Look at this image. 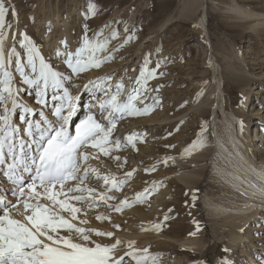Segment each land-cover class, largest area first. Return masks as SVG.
I'll list each match as a JSON object with an SVG mask.
<instances>
[{"label":"rangeland","instance_id":"374dc122","mask_svg":"<svg viewBox=\"0 0 264 264\" xmlns=\"http://www.w3.org/2000/svg\"><path fill=\"white\" fill-rule=\"evenodd\" d=\"M190 1L192 0H4L5 7L9 9L5 15V28L2 30L6 33L4 55L8 44L7 39H9L11 35H13V39L17 37L15 41L21 38V33L23 35L24 33L33 36L37 35L36 37H39L40 45L44 46L40 31L37 32L35 28L41 21L48 20L49 22H46V26L50 25L51 22L57 18L58 21H56V23L63 24L64 20L69 21L71 23V30L74 34L71 37L75 39L67 44V48L71 47L70 45L73 44L74 52L83 43L85 37L89 40H94V35L101 29H104V31L99 37V42H103L105 37H111L114 31H118L119 35L110 39L106 50L96 53L98 59H102L109 55V53L114 56V59L106 61L100 68H91L89 70L102 73L105 68L110 67L111 69L108 70L109 72H107L108 75L106 76L111 78L112 75L118 73L117 70H114L116 68H113L116 67L118 62L125 63L128 61L127 58H130V61L133 60V62H130V65L134 67L138 58L136 55L132 54L137 48L140 54L139 60H142V64L137 65L136 68L139 69L143 66L141 69L145 73V78L149 71L154 70L156 75L155 78L147 79L146 90L143 87L144 80L139 82H136V80H129V82L133 83L131 87L133 88L135 86L139 88L142 93L133 103L138 109H143L146 106H153L148 114L143 115L145 118L147 116L148 119H161L163 117H169L170 119L160 121L159 123L155 120L153 122H148V126H142L133 133L134 138L132 142L134 147H131H133L134 155L143 158L141 168L133 170L132 175L125 179L126 183H123L119 188H111L110 184L107 187L105 184L100 185L99 182L102 179L97 180L95 178L91 182V186L96 190V193H99L98 190L102 191L105 190V188H111L110 191L108 190V192L104 193H108L106 194L107 196H113L115 199L108 200L109 204L107 205L100 203V205L98 204L92 207H89V204H85L84 202H78L77 207H80L82 211L77 214L78 219L76 220H87L88 223L80 225L76 220L72 222L84 228L99 229L103 232L114 233L112 237L97 236L95 233H91L90 235L91 240L101 245H111L115 243L117 238L120 239L121 243L114 250L113 258L124 256L123 264H136L134 260L125 255V253L132 251V249L128 247V242L133 240L134 249L143 250L147 248L148 255L150 257H156L155 264H192L197 260H203L207 264H221L222 262H219L224 258L236 259L238 264H246V261L250 260L251 254L252 257L254 256L259 262L256 264H264V211L259 212L255 217L249 220L243 229V236H245L244 240L242 243H237L238 245L236 246H231L228 242H224L226 239L221 238L222 233L219 227H216L215 231L213 221L211 217L207 215L203 201L206 198L205 196L209 183L213 182L211 179L213 175L210 169L211 162L207 169L206 176L201 182L200 189L196 196L194 195L196 197L195 200L191 193H179L180 197L183 196L182 198L186 197V194H189V198L182 199L181 203L185 205L190 202L196 204L197 207L194 209H196V212L200 213L199 216L202 217L203 226H200L199 229L190 228L191 230L188 227H182L174 231H161V229L157 230L154 227L156 224L159 225V218L163 214L158 207L159 201L162 199L161 196H166L164 193L170 195L168 187L172 186L168 184L166 185V189L163 184H157L155 181L160 171L163 170V165L157 163L159 162L158 160H160V157L156 154L157 151L160 150L162 153L172 152L177 149L180 143L187 137H189L192 142L205 139L204 141L206 143H210L209 140L211 141V139L215 137L213 136L214 131L211 123L212 111H208L203 119L199 117V114H195L192 109L195 101L200 97L199 86H210L215 81V76L210 72L209 61L210 55L214 52V49L216 53L220 52V55H218V76L221 79L224 92L221 102L223 110L221 107L218 110V128H220L219 130H223L221 131L223 134L224 132L227 134V131L230 130L221 127V123H224V125L226 124L224 115L230 118L231 112L239 113V115H235L240 117V120L244 121L245 134H247L250 140L249 143H251V153H255L256 158L264 159V36L257 35L250 29L243 30V33H235L231 28L237 20L231 18L230 14H233V12L228 11L230 3L234 1L240 4L245 3L247 7L252 5L246 3L248 0H207L208 27L211 39L208 48H205L207 43L198 29L195 12L192 11V8L186 7ZM92 5L96 6L95 15H92ZM15 8L18 11V22L15 21L14 17ZM81 10L83 11V15L80 14ZM259 18L263 17L253 16L249 20L253 21ZM8 25H11V27H8ZM85 25H87V28H85ZM105 25H107V28H104ZM21 30H23V32ZM211 40L213 42L212 46ZM19 42L21 45L22 41ZM140 44L142 45L140 46ZM221 45L226 47V51L221 48ZM45 48L46 52L44 55L49 60L50 64L53 65L56 70L59 69L58 71L64 75L66 86L74 97L76 94V92H74L76 89L74 83L79 79L78 75L71 73V70L65 63V57L63 55H61V57H55L54 55L57 54L52 55L48 52L47 47ZM234 48L237 49L236 53L242 55V58L245 59V65L247 66L242 67L240 65L243 70H239L238 73L246 74V77L243 78L242 82L238 83L234 75L227 70L226 65H228V62L224 55L225 53H230V50L233 51ZM15 50L16 52L19 51L16 47ZM106 52L108 54H106ZM82 55L84 58H87L90 53L86 50ZM15 71L16 75H13L14 85L17 81L21 84H25L20 72L16 70V68L12 69V73ZM25 72L30 77L33 75L28 67L25 68ZM111 72L113 74H111ZM84 73H86V71ZM15 76L18 77L17 80ZM69 77H71V79H69ZM109 81L110 80H107V84ZM22 87V95L28 96L31 102L35 103L36 106H40L41 104L38 103V87L35 88V91L34 89L32 90V94H29V91L24 88V85ZM93 90L94 87H90L83 95L84 99L80 103L81 113L76 116L77 118L74 119L70 129L73 133L75 131V125L87 114L85 110L88 109L86 106L90 101V94ZM115 91L116 86L113 87V94ZM110 92H112V87ZM54 93L56 94L57 92ZM50 97H52L51 94H48L46 106L52 105L54 107L56 103L50 104L48 102ZM242 99L244 101L243 104H241ZM39 112L40 109L36 113L38 117L40 116ZM66 112L67 109H65V114ZM20 114V111H17L14 118L19 119ZM140 116L141 115H129L127 118L136 120L140 118ZM256 125L262 128L261 132L258 133V130H255ZM255 132L258 134L255 135ZM261 135H263V142H261L260 139ZM204 141L202 140L203 143ZM109 143L111 145V142ZM256 143H261L259 146L260 149L256 146ZM173 145L174 147H172ZM229 146H231L230 143ZM108 148L110 152L113 149L111 146ZM113 161H117L121 164H116L119 170H126L131 166L128 159H116ZM146 163H151L147 169L143 168ZM153 166H155V170H150ZM116 180L120 181L119 179ZM26 182L29 181L26 180ZM213 183V185L211 184L214 189L213 192L217 193L220 188H222V185L219 182L217 183V181ZM145 189L149 191L144 193ZM25 190L26 193L29 191L28 189ZM137 193H144L138 201ZM212 195L214 196V194ZM25 198L26 197H19L21 201ZM125 198L130 202V206L123 207L121 211H116L114 207L108 206L121 205V202L124 201ZM17 199L18 196L14 195L11 202L15 204ZM46 200L42 199L41 201ZM30 202L34 201L30 200ZM41 203L46 204L45 202ZM17 208L19 212H24L23 203L17 205ZM15 210L16 209L10 210L13 218H15L13 213ZM100 211H102L103 214H100ZM98 212L100 216L110 217V219H103L101 222L97 220L95 224V220L92 221V218L95 217V215L99 216ZM182 212L181 210L177 213L180 214ZM189 212L186 211L185 214H187V216L189 214H194L192 211ZM65 216L67 217V215ZM195 216H192L194 220H189L187 218L185 223L189 222L191 226L195 223L197 224L198 221L195 220ZM105 220L110 222L108 226ZM174 221L175 219L173 218L167 220V222L170 223L169 225H177ZM221 222H224V220L221 219ZM116 225H119V227H116ZM186 225L187 224H185V227ZM181 226L182 225L179 227ZM147 227L154 230V232H152L153 234H143ZM141 231H143V233ZM190 233H195L196 236L198 235L197 237L199 240L203 241L202 243L205 246L203 254L192 251L194 249L178 242L182 240L181 238L192 236ZM61 234L65 236L69 235L67 231H62ZM159 235L161 237H159ZM72 239L74 241L77 240L76 242L89 243V246H93L90 242L80 240L75 234L72 235ZM160 240L172 243L175 245V248L167 247L161 249V246L158 244ZM225 249H227V251H225ZM137 255H143V253L138 252ZM145 264H153V261L149 259Z\"/></svg>","mask_w":264,"mask_h":264},{"label":"snow or ice","instance_id":"6c2138e0","mask_svg":"<svg viewBox=\"0 0 264 264\" xmlns=\"http://www.w3.org/2000/svg\"><path fill=\"white\" fill-rule=\"evenodd\" d=\"M8 11L4 0H0V170L6 165L4 175L17 186L13 194L17 195L18 199L13 204L11 201L0 198V264H123L124 256L113 258L114 250L121 243L120 239L117 238L111 245H101L91 240V233L108 237H112L114 233L84 228L73 223V220L78 219L77 214L82 209L72 201H92L89 204V207H92L98 201L107 202V200L115 199L113 196H107L104 192L97 194L95 189L87 187L85 181L89 179L92 172L97 173V180H104L106 187L110 184L111 188H119L123 183H126V180L117 181L114 177L107 175L101 177L98 170L91 166L82 169V163L93 158L90 153L82 150L90 146L99 149L105 156L110 155V150L106 145L109 143L112 130L116 127L114 121L118 117L115 114L145 115L152 110L153 106L138 109L133 101L142 94L140 89L134 86L131 92L125 93L123 82H121L116 85L114 94L104 89L103 92L107 98L100 101V110L102 113L108 111L106 119L111 121V126L106 128L94 114H90L75 125L73 133L69 128V121L74 114L79 96L71 95L66 86L64 75L46 62L31 38L25 34L26 65L19 59V53L15 48L12 49L9 58H5L6 33L2 30L5 28V15ZM95 14L96 6L92 5V15ZM104 28H107V25ZM103 31L104 29H101L97 32L94 35V40L85 37L75 52L65 51L63 53L65 63L71 73L79 75L91 68H100L106 61L114 59L111 53L102 59H98L96 56L97 52L106 50L111 38L119 35L118 31H114L111 37H105L103 42H99ZM60 43L67 48L66 39ZM86 50L90 55L84 58L82 54ZM55 51L58 56L61 55L59 48ZM12 56L17 57L15 68L23 77L24 83L38 87L39 104H47L49 87L54 92L60 93L51 97L53 101L59 102L54 105V115L58 118L57 121L48 120L43 110L39 112L41 119L27 118L36 115V112L23 103L19 95L20 90L13 83V73L8 67L12 64ZM37 61L39 66H37ZM26 67L30 68L33 74L31 77L25 72ZM155 75L154 70L149 71L145 78L144 71H141L145 90L147 79L155 78ZM108 79L110 77H97L95 80L89 81V85L96 87L100 81ZM87 88L88 85H85L86 90ZM121 95H125L126 100L121 101L119 99ZM243 102L242 99L241 104ZM18 109H22L23 112L19 119L24 124L23 131L26 136L21 135V125L14 122ZM65 109H67L66 114ZM239 125L242 133L244 121L241 120ZM127 139L132 141L133 136L130 135ZM113 143L116 148L120 147L119 141ZM196 146L202 147L203 142L193 141V144L186 148L183 154L190 155ZM169 159L174 160L175 158L167 157L164 163H167ZM150 170H155V166ZM33 172L34 174L28 178L30 182H26L23 173ZM131 175L132 173L126 174V176ZM68 181H78V183L65 190V184ZM25 189L29 191L26 193ZM148 191L145 189L144 193ZM261 191L264 192V188ZM69 193H86L87 195H68ZM144 193H137V201ZM19 197L26 198L21 201ZM42 199H47L51 204L41 203ZM193 199L195 200L196 197L193 196ZM30 200L34 202H30ZM21 203L24 207L23 221L13 218L10 211L11 209L19 211L17 205ZM108 206L114 207L116 211H121L123 207L130 206V202L125 198L121 205ZM64 212H67L71 219L62 215ZM97 219H110V217L98 216ZM86 223H88L87 220L80 221V225ZM154 227L157 230L160 229V225ZM62 231H67L69 235H62ZM73 234L84 242H90L93 246H89V243L74 241ZM190 235H195V233H190ZM133 244L134 241L128 242V247L132 251L125 255L134 260L136 264H145L149 259L155 264L156 257H150L147 248L134 249ZM138 252H142L143 255H137ZM222 264H231V262L225 260Z\"/></svg>","mask_w":264,"mask_h":264},{"label":"bare ground","instance_id":"6f19581e","mask_svg":"<svg viewBox=\"0 0 264 264\" xmlns=\"http://www.w3.org/2000/svg\"><path fill=\"white\" fill-rule=\"evenodd\" d=\"M246 3H250V5L252 6L247 7L245 3L240 4L239 2H235V1L230 3L228 11L233 12V14H230V17L233 19L235 18L237 20V22L234 24V26H232L231 29L235 33L236 32L243 33V30L250 29L252 30V32L256 33L257 35L264 36V0H248ZM207 6H208L207 0H192L186 6V7H189L190 9L192 8V11L195 12L194 14H195L196 21L198 22V29L200 30V33L203 35L204 40L207 43L206 44L207 46H205V48L206 47L208 48L209 41L211 39L210 34H209V27H208L209 20H208ZM80 14L83 15L82 10ZM253 16H262L263 18L250 21L249 19L252 18ZM14 17H15V21L18 22L17 9L14 13ZM56 21H58V18L54 19L51 22V24L47 26H46V22H49L48 20L41 21L40 23L38 22L39 23L38 26L35 27L37 32L40 31V34L43 38L42 41L44 42V46L40 45L39 37H36L37 35L33 36V35H28L26 33H24L23 35L21 33V38L15 41L17 37L13 39V35L10 34L11 36L9 37V39H7L8 44L5 50V58L6 59L9 58L12 52V49L16 47L17 50H19L17 52L19 53V59L21 60V62L26 64L27 49L25 47V41H24L25 34L29 38H31L34 44L39 48V51L45 58L46 62L49 64H50L49 60L44 55L46 52L45 47H47L48 52L52 55L56 54L55 50L57 48L60 49L61 55H63L65 51L74 52L73 44L70 45L71 47L65 48V46L60 43L62 40L66 39L67 44H68L72 42L73 39H75L74 37L73 38L71 37L74 35L71 30V23L67 20H64L63 24L56 23ZM21 31L23 32V30ZM19 41H22L21 45ZM141 45L142 44H140V46ZM212 45H213V42L211 46ZM221 48H223L226 51V47L224 45ZM140 50H141V47H140ZM236 50L237 49L234 48L233 51L230 50V53L224 52L225 53L224 55L228 62V65H226V68L232 73V75H234L238 83V82H242L243 78L246 77V74H239L238 71L243 70L242 67H247V66L245 65V59L242 58V55L237 54ZM106 54L108 53L106 52ZM61 55L59 56L61 57ZM132 55H136L138 58L136 64H134V67L130 65V62H133V60L130 61V58H127L128 61H126L125 63L118 62L116 67H113V68H116L114 70H117L118 73L112 75V77L108 79L110 80L109 83L107 84V80H102L98 83V86L94 87V90L90 94V101L88 105L86 104L87 105L86 107H88V109L85 110L87 114L85 115V117L83 116L84 118L80 119V121L85 119L88 115L94 114L96 119L101 124H103L106 128L111 126V121L106 119V117H108V111H104L102 113L100 110V101L107 98L105 97L104 92H103L104 88L106 87L105 89H107L110 92L111 87H112V93H113V87L123 82L124 92L127 93V92H131V89H132L131 85L133 83L129 82L130 79L131 81L136 80V82L144 80V78L141 77V71H142L141 68L143 66L140 67L139 69L136 68L137 65L142 64V60H139V57H140L139 50L136 48V50H134V53ZM218 55H220V52L216 53V50L214 49V52L210 55V58H209L210 72L211 74L215 76V81L210 86L209 85L199 86L200 97L199 99L195 101V104L192 106V109L194 110L195 114L197 115L199 114L200 115L199 117L203 119L208 111H212L211 123H212V128L214 131L213 136H215L214 139L212 138L211 141L209 140L210 143H206L204 141L205 139H199L198 141H202V140L204 141L203 146L194 147L190 155L183 154L184 150L193 144L192 140L189 137L183 140L180 143L179 147L172 152L162 153V151L160 152L159 150L156 153L160 157V160L157 159L159 161L157 163L163 165V170L160 171L155 181L157 184H163V186H165L166 189H167L166 185L168 184L172 185L171 187L170 186L168 187L170 195L168 193H164L166 194V196L162 195L161 196L162 199L161 201H159L158 207L160 211L163 213V214L161 213L162 215L159 218V225H160L161 231L162 230H167V231L173 230L174 231V230L181 229L182 227L183 228L188 227L189 229L190 228L199 229L200 226H203L202 217L199 216L200 213L196 212V209H194L197 207L196 204L190 202L185 205L181 203V200L184 198H189L188 196L190 193L193 194V196L194 195L196 196L198 190L200 189L201 182L206 176L207 169L211 162L210 169L213 174L211 179L213 180V182H216V181L217 183L219 182L222 185V188H220V190L217 193H214L213 192L214 189L212 187L214 183L213 182L209 183L208 188H207V193L205 196L206 198L204 197L205 199L203 200L204 205L206 207L207 215L211 217L213 221L215 231H216V227H219L222 233L221 238L226 239L224 242L225 243L228 242L229 244H231V246L232 245L236 246L238 245L237 243H242L245 237L243 236L244 231H241V229H244L246 224L249 222V220L255 217L259 212L264 211V192L261 191V189L264 188V159L256 158L255 153L254 154L251 153L250 151L251 143H249L250 142L249 137L247 136V134H245V127L242 133L240 130L239 122L241 120H240V117L236 116L237 114L239 115V113L231 112L230 118H228L227 115H224V120L226 124L224 125V123H221V127L226 128V129L228 128L227 130H230V131H227V134H225V132L223 134V132H221L223 130L222 129L219 130L220 128H218L219 127L218 110L220 107L221 109L223 108V105H221V102L223 100V93H224L222 89L221 79L218 76L219 74ZM54 56L56 57L58 55H54ZM11 59H12V64L8 65V67L12 71V69H15V61L17 57L12 56ZM240 65L242 67H240ZM37 66H39L38 61H37ZM109 69L111 68L110 67L105 68V70L102 73L93 71V70H89V71L87 70L86 73L82 72V74L80 73V75H78L79 79L74 83V87L76 88L74 91L76 92L74 97L79 96V100L76 103L74 114L72 115L69 121L70 129H71V126L73 125L74 119L77 118L76 116L80 115L81 113L80 103L84 99L83 95L85 94V91H88L90 87L93 88L92 85H89V81L95 80L97 77H105L106 75H108L107 72H109L108 71ZM111 74L113 73L111 72ZM13 75H16V71L13 73ZM15 79L17 80L18 77L15 76ZM23 85L25 86L24 88L29 91V94H32L33 93L32 90L34 89L35 91V88L37 87L34 85L21 84L18 81L15 82V86L19 88L20 90L19 95L23 103L28 105L32 109H34L36 113L37 111H39V109L40 111L43 110L48 120L53 121V122L57 121L58 118L54 115V107L52 105L50 106L49 105L47 106L37 105L36 106L35 103L29 100L28 96L22 95ZM85 85H88L87 90L85 89ZM47 91H48V94H51V96L55 94L54 90L51 87H49ZM59 94L60 93L57 92L55 95H59ZM97 97H99V99H97ZM125 97H126L125 95H121L119 99L121 101H124L126 99ZM48 102L50 104L59 103L58 101L54 102L51 99V97L48 100ZM17 111H20L21 113L20 115L23 114L22 109H18ZM115 115L118 118L115 119L114 121L116 123V127L112 130L111 136L109 138V142H111V145L110 143H108L109 145H106V147H109V146H111V148L113 147L112 151L110 152V155L103 156L104 155L103 152L89 146L83 149L82 151L90 153L93 158L89 159L86 162H83L82 169L83 167L91 166V168L98 170V173L101 177L107 175L109 177H114L116 179H119L120 181H123L129 177V176H126L127 173H132V171L135 170L136 168H141V165L143 164L142 162L143 158L141 156L137 157L136 155H134V151H133L134 146L132 142L133 140L128 141L127 137L132 135L134 138L133 133H135L136 130H138L140 127L147 125L148 122H153L155 120L157 123H159L160 121L169 120L170 118L163 117L161 119H155V118L148 119L147 116L145 118L143 117V115H141L140 118H137L135 120L132 118H127V116L129 117V114L127 113H124L123 115H120V114H115ZM27 118L33 119V120L41 119V117L40 116L38 117V115L29 116ZM14 122L21 125V129H22L21 135L26 136V134L23 131V128H24L23 122L17 118H14ZM255 130H258V133H259L261 132L262 128L261 127L259 128V126L256 125ZM258 133L255 132V135H257ZM203 137H204V134H203ZM260 139H261V142H263V135H261ZM114 141L120 142L119 148H116L114 146V143H113ZM229 143L231 144V146H229ZM260 144L256 143V146L259 149H260L259 147ZM116 157H119V159L121 160L128 159L132 167L130 166L126 170H122V169L119 170L116 164H120V163H118L117 161H113V160H116ZM144 157H145V154H144ZM167 157H174L175 159L174 160L169 159L167 160V163H164V160ZM150 165L151 163H146L143 168L147 169L149 168ZM5 170H6V165L4 166L2 170H0V198H3L5 201H12L14 198L13 193L15 192L17 186L14 185L12 181L7 179V177L4 175ZM33 174L34 172L33 173H23L26 180H28V178ZM90 174L91 175L89 176V179L85 181V184L87 185V187L92 188L93 186H91V182L96 178L97 173L92 172ZM77 183L78 181H68L65 184V190L69 187H72L73 185ZM99 184L100 185L104 184V180L102 179L99 182ZM108 190H109L108 188H105V190H102V191L98 190V191L100 193V192H108ZM181 192L182 193L188 192L189 194H186L187 196L182 198L183 196L181 197L179 196V193L181 194ZM74 194L87 195L86 193H74ZM74 194L69 193L68 195H74ZM212 194H214V196L216 197H214ZM40 202H45L48 205L51 204V202L48 200L40 201ZM72 203L78 206V202L72 201ZM84 203L90 204L92 203V201H85ZM100 203H104L105 205H107L109 204V201L108 200L107 202L98 201L95 203V205H98V204L100 205ZM181 210L183 212L192 211V213L194 214L192 215L189 214L188 216L187 214H185V212L178 214L177 212ZM13 213H14V217L18 218V220H22V221L24 220V212L23 213L22 211L17 212L15 210ZM100 214H103V212L100 211ZM62 215H67L68 218H71L68 213H62ZM98 215H99V212H98ZM192 216L193 217L195 216V220L198 221V223L197 224L195 223L194 225L191 226L189 222L185 223V220H187V218L189 220L193 219ZM97 217L98 216L95 215V217L92 218V221L95 220L94 221L95 224L97 223V220H100V219H97ZM165 217H167V219H165ZM169 218L175 219L174 222H176L177 225L176 224L169 225L170 223L167 222ZM87 219L89 218L87 217ZM221 219H223L224 222H221ZM101 221L102 220H100V222ZM76 222L80 223V220H76ZM105 223H107V226L108 224H110V222L106 220H105ZM185 224H187L186 227H185ZM180 225L182 226L179 227ZM152 230L151 228L147 227L144 230V233L143 231L141 232L143 234H151L152 232H154V230L153 231ZM197 236L192 235L186 238H181L182 240L178 242L185 244L189 248L194 249L192 251H196L197 253L203 254L205 250V246L202 243L203 241L199 240ZM159 237L161 236L159 235ZM158 244L161 246V249H165L167 247L175 248L174 247L175 245L167 241H164V240H160ZM225 260L230 261L231 264H238L236 259H227V258L222 259L219 263ZM256 263H259V262L255 259L254 256L252 257V254H251L250 260L246 261V264H256ZM192 264H207V263L204 262L203 260L202 261L197 260L193 262Z\"/></svg>","mask_w":264,"mask_h":264}]
</instances>
